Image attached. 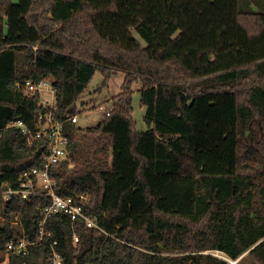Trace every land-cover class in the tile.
<instances>
[{"label": "trees", "instance_id": "1", "mask_svg": "<svg viewBox=\"0 0 264 264\" xmlns=\"http://www.w3.org/2000/svg\"><path fill=\"white\" fill-rule=\"evenodd\" d=\"M124 73L109 114L65 122L58 195H84L87 227L40 211L50 198L0 203L7 264H264V10L247 0H0V187L40 166L11 123L43 108L18 83L49 79L58 119L77 113L94 73ZM141 82L145 131L132 118ZM2 218V220H1ZM77 235V240L74 235ZM54 242H56L54 244ZM217 251L219 254L210 253Z\"/></svg>", "mask_w": 264, "mask_h": 264}, {"label": "built area", "instance_id": "2", "mask_svg": "<svg viewBox=\"0 0 264 264\" xmlns=\"http://www.w3.org/2000/svg\"><path fill=\"white\" fill-rule=\"evenodd\" d=\"M27 94L38 95L40 104L43 106L37 112L32 126L27 125L18 118L11 123L25 137L28 145L40 142L41 149L40 166L25 171L20 180L12 184H3L0 187V203L6 205L12 199H19L21 204L28 203L30 196L34 194L45 195L50 198V203L40 211L39 218V239L42 242L44 236V225L49 216L54 213H62L70 220L82 221L87 227L98 229L96 221L83 211L82 204L85 201L84 195L64 197L56 193V178L51 174L50 168L67 156L68 136L65 133V122H77V113L68 115L66 119H58L54 113L57 109L55 102V89L49 79L32 80L28 79L18 83ZM109 114V111L105 115ZM77 240V235H74ZM56 242H54L55 244ZM31 241L24 238L11 237L6 242V254H25ZM218 255L217 251L214 254ZM51 264H62L61 256L54 249L50 258Z\"/></svg>", "mask_w": 264, "mask_h": 264}, {"label": "rangeland", "instance_id": "3", "mask_svg": "<svg viewBox=\"0 0 264 264\" xmlns=\"http://www.w3.org/2000/svg\"><path fill=\"white\" fill-rule=\"evenodd\" d=\"M252 6L264 10V0H247ZM124 80V73L116 72L109 78L106 86H102L103 76L100 71H96L86 88L81 93L77 102V122L76 125L82 129L97 125L107 111H109L115 101V96L121 91ZM133 94L131 97L132 118L137 131H145L148 127L143 120L146 108L140 104L141 82L136 81L132 85ZM2 220V218H1ZM214 253V251H209ZM216 254V253H215ZM219 254V253H218ZM7 255H0V264H7ZM234 264H256L251 256L244 253Z\"/></svg>", "mask_w": 264, "mask_h": 264}, {"label": "water", "instance_id": "4", "mask_svg": "<svg viewBox=\"0 0 264 264\" xmlns=\"http://www.w3.org/2000/svg\"><path fill=\"white\" fill-rule=\"evenodd\" d=\"M37 152H38V154H39V153L41 152V149L39 148ZM237 260H238V258L235 259V260H229V262H230V264H234V263L237 262Z\"/></svg>", "mask_w": 264, "mask_h": 264}, {"label": "crops", "instance_id": "5", "mask_svg": "<svg viewBox=\"0 0 264 264\" xmlns=\"http://www.w3.org/2000/svg\"><path fill=\"white\" fill-rule=\"evenodd\" d=\"M253 4H255V3L253 2L252 4H250L252 8H254V7L252 6ZM260 7H261V6H259V8H260ZM259 8H258V7H255L254 9H259Z\"/></svg>", "mask_w": 264, "mask_h": 264}]
</instances>
